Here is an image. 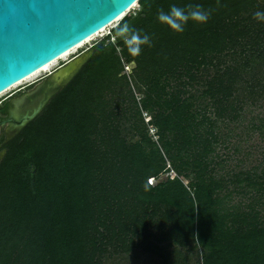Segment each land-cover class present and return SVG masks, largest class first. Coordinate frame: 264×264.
Here are the masks:
<instances>
[{
	"label": "trees",
	"instance_id": "obj_1",
	"mask_svg": "<svg viewBox=\"0 0 264 264\" xmlns=\"http://www.w3.org/2000/svg\"><path fill=\"white\" fill-rule=\"evenodd\" d=\"M189 2L216 5L137 0L2 143L0 264H105L138 248L187 264L179 247L196 264H264V169L215 176L218 123L264 96V0H221L183 33L157 20ZM125 20L153 37L138 57L109 42Z\"/></svg>",
	"mask_w": 264,
	"mask_h": 264
},
{
	"label": "water",
	"instance_id": "obj_2",
	"mask_svg": "<svg viewBox=\"0 0 264 264\" xmlns=\"http://www.w3.org/2000/svg\"><path fill=\"white\" fill-rule=\"evenodd\" d=\"M137 0H0V92L66 50L106 27ZM122 15V16H123ZM83 52L59 66L31 91L13 98L12 113L22 112L64 84L87 58ZM23 114V126L41 109Z\"/></svg>",
	"mask_w": 264,
	"mask_h": 264
},
{
	"label": "rangeland",
	"instance_id": "obj_3",
	"mask_svg": "<svg viewBox=\"0 0 264 264\" xmlns=\"http://www.w3.org/2000/svg\"><path fill=\"white\" fill-rule=\"evenodd\" d=\"M138 10L137 4L133 5L129 11L135 13ZM121 18V17H120ZM119 21V20H118ZM118 21L112 23L103 31L99 32L93 38L88 40L86 43L80 45L71 53L63 58L56 60L55 64L47 70L40 71L34 78L24 81L11 89H8L0 94V105L3 101L7 100L9 97H18L17 94L20 92L26 93L31 91L37 84L44 80L49 73L57 69L59 66L63 65L65 62L71 58L81 55L86 52L95 41L99 40L101 37L105 36L109 29L114 26ZM111 38V37H110ZM125 71V70H123ZM130 72V68L124 73ZM130 75V73H129ZM194 92V89L191 90ZM195 93H197L195 91ZM21 94H19L20 96ZM146 113L143 112V115ZM254 123L255 126H250ZM219 129V142L215 147V152L217 154L216 160L220 159V165L215 170V176L223 175L226 177L230 172L246 169H257V171L264 169V96L255 98L251 103L244 105L243 113L240 116V121L223 125V122L218 123ZM154 132L153 128L149 129V133ZM155 138V136H153ZM165 176V174H164ZM162 176V177H164ZM155 183L156 180H152ZM228 187H232L231 185ZM249 195V194H248ZM246 195L242 197L240 194H233L231 196V203L235 202H246L249 200V196ZM245 198V200H244ZM178 251L183 257L185 256L187 264H196L200 260V256L196 251L198 250H186L179 247ZM105 264H160L157 257L148 255L142 252L139 248L133 250L129 254L119 253L118 255L110 256Z\"/></svg>",
	"mask_w": 264,
	"mask_h": 264
},
{
	"label": "clouds",
	"instance_id": "obj_4",
	"mask_svg": "<svg viewBox=\"0 0 264 264\" xmlns=\"http://www.w3.org/2000/svg\"><path fill=\"white\" fill-rule=\"evenodd\" d=\"M221 7H226V5L221 4V0H216L215 7L207 8L202 4L193 2H189L183 6L171 4L167 11L162 7L157 10V20L161 24L167 25L173 31L183 33L190 21L198 24H205L210 20L213 13ZM253 19L258 22H264V10L255 11L253 13ZM108 34L110 33L108 32L106 35ZM112 41L122 43L128 53L133 57L140 56L145 46L149 48L153 46L152 35L135 27L126 20L117 24L112 30L109 42Z\"/></svg>",
	"mask_w": 264,
	"mask_h": 264
},
{
	"label": "flooded vegetation",
	"instance_id": "obj_5",
	"mask_svg": "<svg viewBox=\"0 0 264 264\" xmlns=\"http://www.w3.org/2000/svg\"><path fill=\"white\" fill-rule=\"evenodd\" d=\"M55 87L51 88V91ZM24 92V91H23ZM20 92L17 94L23 95L24 93ZM49 96H46L44 99H40V101H37L36 103L32 104L28 108L24 109L22 112L18 113H12L9 109V104L13 102L14 96L9 97L7 100L3 101L0 105V158L3 153L2 149V143L7 141L9 138L13 137L21 127L16 126V121L25 113L30 112L35 106H37L40 102L42 104L45 103ZM3 107V108H1Z\"/></svg>",
	"mask_w": 264,
	"mask_h": 264
},
{
	"label": "bare ground",
	"instance_id": "obj_6",
	"mask_svg": "<svg viewBox=\"0 0 264 264\" xmlns=\"http://www.w3.org/2000/svg\"><path fill=\"white\" fill-rule=\"evenodd\" d=\"M122 15H123V13H122L120 16H118V17L116 18L115 21L111 22V23L108 24L106 27H102V28H100V29H99L98 31H96L94 34H92V35H90L89 37L85 38L83 41L77 43V44H76L74 47H72L71 49L66 50L65 52H63L61 55L58 56V58L53 59V60L50 61L49 63L43 65V66H42L41 68H39L38 70H36V71L32 72L31 74L27 75V76L24 77L23 79L14 82L11 86L7 87L5 90H3L2 92H0V94L3 93L4 91L8 90V89H11L12 87H15L16 85H18V84H20V83H22V82H24V81H28V80L34 78V77H35L40 71L42 72L43 70L45 71V70L49 69V68L51 67V65L55 64V62H56L57 59H59V58H63V57H65V56H67L69 53H71V52H72L73 50H75L77 47H79L80 45L86 43L88 40H90L91 38H93L95 35H98L99 32L103 31V30H104L105 28H107L109 25H111L112 23L116 22V21H117ZM109 27H110V26H109Z\"/></svg>",
	"mask_w": 264,
	"mask_h": 264
},
{
	"label": "built area",
	"instance_id": "obj_7",
	"mask_svg": "<svg viewBox=\"0 0 264 264\" xmlns=\"http://www.w3.org/2000/svg\"><path fill=\"white\" fill-rule=\"evenodd\" d=\"M109 32V31H108ZM131 66L130 63H124V70L126 71L127 69H129Z\"/></svg>",
	"mask_w": 264,
	"mask_h": 264
}]
</instances>
